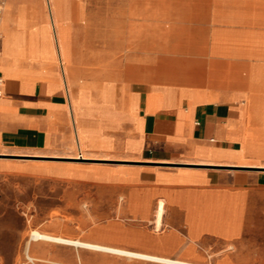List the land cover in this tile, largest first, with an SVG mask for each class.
Returning <instances> with one entry per match:
<instances>
[{
  "label": "crops",
  "instance_id": "1",
  "mask_svg": "<svg viewBox=\"0 0 264 264\" xmlns=\"http://www.w3.org/2000/svg\"><path fill=\"white\" fill-rule=\"evenodd\" d=\"M44 1L47 13L42 0H6L0 20V154L136 164L10 161L0 173L86 186L80 240L191 264H226L240 227L230 239L196 234L190 225L204 221L184 200L201 208L202 194H244L236 222L247 205L248 264H264V0H51V12ZM79 166L104 179L56 172ZM61 200V210L79 203Z\"/></svg>",
  "mask_w": 264,
  "mask_h": 264
},
{
  "label": "rangeland",
  "instance_id": "2",
  "mask_svg": "<svg viewBox=\"0 0 264 264\" xmlns=\"http://www.w3.org/2000/svg\"><path fill=\"white\" fill-rule=\"evenodd\" d=\"M42 6L47 13V7L44 0ZM48 6V2H47ZM51 12V8L48 7ZM54 53L55 49L53 47ZM76 157V156H68ZM78 157H86L85 155ZM31 160L36 161H54V162H80L84 165H99L102 167H117L120 165H132L135 162L119 161V160H91V159H68V158H38V157H22L13 155L0 154V162L15 161L21 165L29 164ZM33 162V161H32ZM173 166L179 167H196L207 168L210 172H218L215 167L206 165H185L175 164ZM2 169H7L8 166H0ZM215 169V170H214ZM235 169V168H228ZM104 170L101 167H75L69 168L61 167L56 172L60 174H68L75 176H82L91 179H104ZM118 172V171H117ZM230 173V171H229ZM109 178V177H107ZM230 179V176L227 177ZM88 188L86 186H70L62 187L56 185L54 182L42 179L39 177H28L23 175H9L7 173H0V264H20L23 253L29 250V255L34 259L36 264H157L149 261L132 259L123 256L112 255L111 253H102L96 250L87 248H77V246L70 244H57L47 240H33L31 238L32 231H38L41 234L53 237H62L67 240H78L81 242L87 241L96 242L92 244H106L98 241L85 240L80 238L87 237V224L81 225V216L87 214ZM67 195L76 199L79 203L73 208L61 210V197ZM112 194L101 195L102 200H110ZM179 197V196H178ZM181 198V197H179ZM260 202H264V195L259 198ZM121 200L123 198L121 197ZM245 200L244 194L221 195L214 193L202 194L201 208L194 205L186 198L189 206V217L193 220H202L201 224L197 223L190 225L196 234L201 231H208L219 234L228 239L238 235L240 227L239 239L226 250L228 255L226 264H248L247 248L248 240V207L247 205L240 210L238 224L236 219L239 210L237 205L243 203ZM258 200V199H257ZM262 205V204H261ZM264 207V206H261ZM197 217L199 219H197ZM257 224L264 228V209H256ZM206 221V222H205ZM124 224H133L130 220H124ZM153 231V226H147ZM167 228L166 225L158 229L159 233ZM181 229H184L181 227ZM96 230V231H95ZM91 232H98L106 238L116 240L134 237L122 232L113 231L106 228H96ZM262 232V231H261ZM90 239H94L92 236ZM83 240V241H82ZM126 247H135L134 244L128 242L112 241ZM257 245L264 244V240L256 242ZM30 246V248H29ZM73 246V247H72ZM233 252L237 255L233 257ZM174 257H179L175 256ZM223 255V254H222ZM170 257L171 254H170ZM224 256L216 257L215 259H204L202 257H192L191 259L203 264H224ZM43 260L47 262H43Z\"/></svg>",
  "mask_w": 264,
  "mask_h": 264
},
{
  "label": "bare ground",
  "instance_id": "3",
  "mask_svg": "<svg viewBox=\"0 0 264 264\" xmlns=\"http://www.w3.org/2000/svg\"><path fill=\"white\" fill-rule=\"evenodd\" d=\"M47 2H48V7L52 8L51 0H47ZM72 158H75L76 160H83L81 158H85V157L76 156V157H72ZM161 213H162V207L160 206L158 209V212H157L158 217L161 216ZM31 238L33 240H36V241L37 240H47V241L55 242L57 244H70V245H74L77 247L96 250L99 252L111 253V254L121 255V256H125V257L151 260V261H155V262H161L164 264H191V263H187V262H183V261L170 260L167 258H161V257L151 256V255L142 254V253H138V252H133V251H129V250L121 249V248L109 247V246L102 245V244H92V243H87V242H81L78 240H74V241L67 240V239H64L62 237H53V236L41 234L38 231H32L31 232Z\"/></svg>",
  "mask_w": 264,
  "mask_h": 264
},
{
  "label": "built area",
  "instance_id": "4",
  "mask_svg": "<svg viewBox=\"0 0 264 264\" xmlns=\"http://www.w3.org/2000/svg\"><path fill=\"white\" fill-rule=\"evenodd\" d=\"M6 4V0H0V20L3 14V10ZM0 39H1V31H0ZM0 56H1V49H0ZM3 77L0 75V96H1V88L3 86ZM20 264H35L34 259L28 254L27 251L23 253V258L20 262Z\"/></svg>",
  "mask_w": 264,
  "mask_h": 264
}]
</instances>
